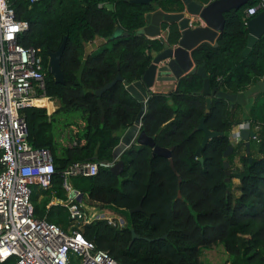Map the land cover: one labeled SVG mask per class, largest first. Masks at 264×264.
<instances>
[{"label": "trees", "instance_id": "trees-1", "mask_svg": "<svg viewBox=\"0 0 264 264\" xmlns=\"http://www.w3.org/2000/svg\"><path fill=\"white\" fill-rule=\"evenodd\" d=\"M7 1L15 18L28 23L18 42L41 50L45 70L46 51L57 50L66 36L61 57L64 83H56L47 70L45 74V93L56 100L55 110L48 115L42 107L22 109L29 143L48 148L54 165L50 187H33L34 214L66 230L72 224L67 208L51 204L53 199H66L63 170L74 162L112 161V150L141 107L122 81L99 97L95 91L118 72L128 84L140 80L151 54L162 48L160 41L141 32L145 14L157 9L180 12L184 5L182 0ZM194 1L205 4L210 0ZM258 1L224 13L217 45L202 43L192 53L194 63L204 66L215 93L210 95L209 111L203 78L196 72L190 80L181 77L169 92H148L141 129L159 147L172 148L174 169L168 158L154 155L150 146L133 144L120 155L121 174L99 165L94 175L71 178L83 201L110 210L124 221L122 226L107 219L75 224L96 249L108 251L120 264H200L202 250L215 244L227 253L224 264H264V91L253 93L245 105L216 95L218 91L244 92L264 75V36L241 56L248 34L245 10ZM164 27L168 41L176 42L177 25ZM117 30L119 36L111 38ZM96 36L108 41L85 54V44ZM83 59L85 66L77 77ZM202 119L219 134L202 147L201 161L196 152L204 136L198 129ZM242 121H248L256 133L249 149L242 139L234 144L230 140L231 130ZM71 126L77 130L69 134L70 144L57 142L56 130ZM230 145L232 152L225 156ZM140 203L144 211L129 212ZM131 228L139 238L129 245ZM70 264H77V259L71 257Z\"/></svg>", "mask_w": 264, "mask_h": 264}, {"label": "built area", "instance_id": "built-area-1", "mask_svg": "<svg viewBox=\"0 0 264 264\" xmlns=\"http://www.w3.org/2000/svg\"><path fill=\"white\" fill-rule=\"evenodd\" d=\"M263 9L264 0H259L246 8L245 15L250 18ZM27 27L26 21L15 18L8 1L0 0V264H70L71 257L77 264H120L108 251L96 249L75 224L107 219L122 226L124 221L91 212L83 198L78 200L80 192L71 184L73 176L94 175L99 165L109 168L114 159L74 162L63 170L66 199H53L51 204L67 208L72 224L66 230L34 214L33 187H50L54 165L48 148L29 143L22 109L42 107L49 115L56 108V100L45 93L41 50L18 42ZM245 128L250 129L248 121L233 127L232 144L241 139L240 130Z\"/></svg>", "mask_w": 264, "mask_h": 264}, {"label": "water", "instance_id": "water-1", "mask_svg": "<svg viewBox=\"0 0 264 264\" xmlns=\"http://www.w3.org/2000/svg\"><path fill=\"white\" fill-rule=\"evenodd\" d=\"M150 0H130L131 3H148ZM250 0H210L203 4L194 0H182L184 8L180 12H165L161 9H157L145 14V25L141 28V32L149 39H157L162 43V48L152 53L151 62L146 68L142 78L140 80L127 83L123 80V77L118 72L115 78L101 88L95 91V94L99 97L102 92L112 87L116 82L122 81L126 85L127 91L132 94L141 104L140 110L132 125H130L120 136L119 143L112 150V157L115 163L109 167V170L114 174H121L124 166V162L120 159V155L133 144H145L152 148V153L168 158L172 169L173 161L171 158L172 148H163L155 144L153 138L149 137L143 129L142 117L146 110V102L148 99V92L152 90L155 82H175L186 76L188 80L192 78L191 74L196 72L203 78L202 93L207 95V111L210 109L211 94H215L210 89L209 79L203 65H196L192 59L193 51L202 43H209L217 45V40L222 34L225 25L224 13L234 8H240ZM176 24L179 37L174 43L168 41L167 27L164 25ZM247 41L246 45L241 51V56L245 57L251 50L255 42L264 36V9L259 13L251 16L247 22ZM120 31L117 30L111 38L118 37ZM66 36L63 37L61 44L55 51H46L48 58L46 70L50 73L56 83H64V76L61 69V57L65 48ZM85 66V59L80 64L79 69L76 72V76L80 77ZM258 91H264V75L257 83L250 89L238 93L229 94L223 91H218L216 95L227 99L230 102L239 101L243 105L249 102L250 96ZM98 105L103 112V106L101 100L98 99ZM198 129L204 131L202 143L199 146L196 155L199 160L200 151L202 147L208 142L210 138L219 134L209 130L203 119L201 120ZM255 131L251 129H241L240 136L245 143V147L249 149L250 139L255 137ZM232 145H230L224 152L225 156H228L232 152ZM228 161L224 162V166H228ZM178 193V197H180ZM83 198L80 193L79 201ZM142 212L141 203L131 209L129 212ZM150 215L149 212H146ZM139 238L134 229L131 228V240ZM146 241H151L149 238H144Z\"/></svg>", "mask_w": 264, "mask_h": 264}, {"label": "rangeland", "instance_id": "rangeland-1", "mask_svg": "<svg viewBox=\"0 0 264 264\" xmlns=\"http://www.w3.org/2000/svg\"><path fill=\"white\" fill-rule=\"evenodd\" d=\"M74 128H66L64 130L62 129H57L55 132V138L57 140V142H59L60 144L63 145H69L70 144V133H73ZM76 130V129H75ZM84 203L86 204V206L88 207V209L91 212H95V213H99V214H103L109 218H119L118 215L114 214L112 211L110 210H106V209H99L97 206H93L90 205L89 203H87L86 200H84ZM204 251V249L202 250ZM203 254H201V263L200 264H224L225 260L227 258V253L224 250L223 246L221 244H215L214 247H210L208 248L207 251L202 252Z\"/></svg>", "mask_w": 264, "mask_h": 264}, {"label": "crops", "instance_id": "crops-1", "mask_svg": "<svg viewBox=\"0 0 264 264\" xmlns=\"http://www.w3.org/2000/svg\"><path fill=\"white\" fill-rule=\"evenodd\" d=\"M108 41V39L100 37V36H96L93 40V42L91 43H86L84 50H85V54H90L92 52H96L97 50H99L104 44H106V42ZM176 84L175 82H155L153 88L151 91L153 92H169L173 89H175ZM71 128H74L73 130L76 131L77 130V126H71ZM68 129V128H67ZM76 129V130H75ZM234 184H238V179H234L233 180ZM215 245L211 246L214 247ZM207 249H204V251H207ZM202 251V252H204ZM203 254V253H201ZM201 258V255H200ZM201 261V260H200Z\"/></svg>", "mask_w": 264, "mask_h": 264}, {"label": "flooded vegetation", "instance_id": "flooded-vegetation-1", "mask_svg": "<svg viewBox=\"0 0 264 264\" xmlns=\"http://www.w3.org/2000/svg\"><path fill=\"white\" fill-rule=\"evenodd\" d=\"M167 34V33H166Z\"/></svg>", "mask_w": 264, "mask_h": 264}]
</instances>
